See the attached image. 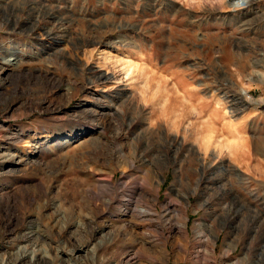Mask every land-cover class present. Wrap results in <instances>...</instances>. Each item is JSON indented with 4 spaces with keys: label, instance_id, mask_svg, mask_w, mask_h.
<instances>
[{
    "label": "rangeland",
    "instance_id": "obj_1",
    "mask_svg": "<svg viewBox=\"0 0 264 264\" xmlns=\"http://www.w3.org/2000/svg\"><path fill=\"white\" fill-rule=\"evenodd\" d=\"M234 1L0 0V257L264 262V0ZM208 121L245 149L206 152Z\"/></svg>",
    "mask_w": 264,
    "mask_h": 264
},
{
    "label": "bare ground",
    "instance_id": "obj_2",
    "mask_svg": "<svg viewBox=\"0 0 264 264\" xmlns=\"http://www.w3.org/2000/svg\"><path fill=\"white\" fill-rule=\"evenodd\" d=\"M251 0H235L231 5L233 6V7H235V8H237V7H241V6H243V5H246L247 3H249ZM17 3V2H16ZM22 4V3H21ZM18 53V51L16 50V51H13V49H8V51H7V54H5V55H2L3 53H6V50H4L3 48H1L0 49V85H5V79L2 77V73L6 70V69H8L7 67H12V66H14V67H16V65H18L19 63H20V61H18L17 63H16V65H13L11 62V60H15L16 58L15 57H19L18 55L16 56V54ZM7 58H10L8 61H6L5 60V64H2V62H1V59L2 60H4V59H7ZM12 58V59H11ZM132 63V62H131ZM131 63H127L126 64V66H125V68L123 69V71H124V74L126 75L125 77H127V78H133V74H135L134 72H135V70L137 69L135 66H133ZM148 68H144V69H142L141 70V74L143 75V77L145 78L144 80H145V82H144V86H146V87H148L149 86V82H150V76H149V73H148ZM138 71V70H137ZM106 79V78H105ZM145 88V87H144ZM143 88V89H144ZM148 90V89H147ZM145 91H143L142 93H144ZM147 92H149L151 95H152V100H153V97L156 95V94H162L161 93V91H147ZM163 92V91H162ZM165 92V91H164ZM243 93L244 94H246V92L245 91H243ZM145 96V95H144ZM146 97V96H145ZM171 96L168 94V93H166L165 94V96L164 97H161L162 99V101H161V104H162V106L165 108L166 106H167V104H168V102L170 103V101H171V98H170ZM180 99V98H179ZM184 99V100H183ZM183 99H181V100H183V101H188V98L186 97V95H183ZM226 99H228V98H226ZM228 101V100H227ZM1 105V104H0ZM168 108V107H167ZM186 110V109H185ZM227 110V109H226ZM0 112H1V107H0ZM90 114V113H89ZM93 114V113H92ZM91 114V115H92ZM90 115V116H91ZM152 120V119H151ZM231 120V119H230ZM235 122V121H234ZM209 124V121L208 122H204V123H202V126H200V128H199V135H200V139H202V141L201 142H203V149H205V151L206 152H208V150H209V147L214 143L215 144V151H217V152H219V154L220 153H222V152H226V153H228L229 155H233V153H236V152H242L244 149H245V145H246V142H247V139H246V137H245V134H243V133H241L239 130H244L243 128V126H238L237 124L235 125V127H234V125H230V126H227V128H228V130H229V132H230V135H228V137L226 136V137H221V138H219L218 139V141L215 143L214 141H215V135H216V133H217V129H215V125L214 126H212L211 124L210 125H208ZM238 123V122H237ZM228 125V124H227ZM69 138H72V136H68ZM67 137V138H68ZM68 138V139H69ZM62 140H63V137H60V139L59 140H57L56 141V143L57 144H60V143H62ZM40 142H37L36 144H34L35 146H34V149L32 150V152L33 151H37V152H39V151H42L43 150V146L41 145V143L39 144ZM29 163V162H28ZM18 170H16V169H8V170H6V171H4V167H1L0 168V174H15L16 172H17ZM20 171V170H19ZM106 190H109L110 191V189H106ZM139 189H138V187L135 189V193H137V191H138ZM98 191V190H97ZM106 192V191H105ZM94 193V192H93ZM106 193H108V192H106ZM141 193V192H140ZM95 195V194H94ZM98 196V195H97ZM54 203V202H53ZM131 208V207H130ZM14 211V210H13ZM12 212V211H11ZM10 212V213H11ZM15 212V211H14ZM132 212V211H131ZM9 213V214H10ZM13 213V212H12ZM11 213V214H12ZM124 213L125 214H128V213H130V209L128 208V207H126L125 208V211H124ZM10 214V215H11ZM15 214H16V212H15ZM13 215H14V213H13ZM258 215V214H257ZM10 217V216H9ZM14 217H15V215L13 216V218L12 219H14ZM64 217V216H63ZM259 217V216H258ZM65 218V217H64ZM10 219V218H9ZM255 219V218H254ZM257 219V218H256ZM11 220V219H10ZM263 224H264V222H262ZM11 225V224H10ZM32 225V224H31ZM257 225H255L254 226V232H255V237H253L254 239L255 238H257V234H258V230H257ZM2 228V227H1ZM26 232V231H25ZM10 234V233H9ZM14 234V233H13ZM13 234H11V236L10 237H13L14 239H15V237H19V238H23L24 239V241H29V243L30 244H32V245H34L35 243H36V240H38V236L36 235V234H38V233H36V234H33L32 232H27V233H21V235H18V233H15V236L13 235ZM1 234H0V238H1ZM22 239V240H23ZM40 240V239H39ZM262 240V239H261ZM0 242H1V240H0ZM11 243V242H10ZM88 243L89 242H87L86 244H79V245H77V246H75L71 251H70V256L71 257H74V254H75V252L77 251H81V252H84V253H86V248L88 247ZM36 245V244H35ZM0 248H1V245H0ZM24 248V251L27 253V252H29V251H27V249H26V246L25 247H23ZM25 253V255H24V257L22 258V259H27V254ZM31 255V254H30ZM33 255V254H32ZM263 256L264 255V250L262 251V252H260V253H258L256 256ZM21 257V256H20ZM17 258V257H16ZM33 258V257H32ZM5 259H7V258H2V257H0V264H16L14 261H13V259H10V261L12 262V263H7V261L5 260ZM14 259H15V257H14ZM22 259H21V261H22ZM76 259V258H75ZM80 260H82V261H80ZM80 260H75V262H74V264H84V259H81L80 258ZM24 262V261H23ZM43 262V261H42ZM19 263V262H18ZM17 263V264H18ZM37 264H38V262H37ZM236 264H238V263H236ZM253 264H264V262H262L261 260H256L255 259V261H253Z\"/></svg>",
    "mask_w": 264,
    "mask_h": 264
}]
</instances>
